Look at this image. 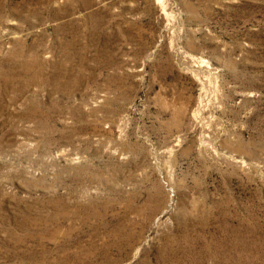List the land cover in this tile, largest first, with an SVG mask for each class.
<instances>
[{
	"label": "rangeland",
	"instance_id": "rangeland-1",
	"mask_svg": "<svg viewBox=\"0 0 264 264\" xmlns=\"http://www.w3.org/2000/svg\"><path fill=\"white\" fill-rule=\"evenodd\" d=\"M0 264H264V0H0Z\"/></svg>",
	"mask_w": 264,
	"mask_h": 264
}]
</instances>
